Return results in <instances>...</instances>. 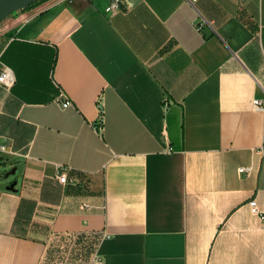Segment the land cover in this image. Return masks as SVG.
<instances>
[{"label": "crops", "instance_id": "crops-1", "mask_svg": "<svg viewBox=\"0 0 264 264\" xmlns=\"http://www.w3.org/2000/svg\"><path fill=\"white\" fill-rule=\"evenodd\" d=\"M122 1L47 0L0 23L15 76L0 142L16 153L0 165L23 160L19 191L0 192V264H264L249 206L264 212V0ZM22 200L36 207L14 227Z\"/></svg>", "mask_w": 264, "mask_h": 264}, {"label": "built area", "instance_id": "built-area-1", "mask_svg": "<svg viewBox=\"0 0 264 264\" xmlns=\"http://www.w3.org/2000/svg\"><path fill=\"white\" fill-rule=\"evenodd\" d=\"M110 5L106 8V11L108 13H114L118 12L121 10L123 1L122 0H110ZM15 83V76L13 71L6 66H3L0 69V85L5 87V88H10L14 85ZM60 104L62 108H68L71 105L70 100L62 95V100L60 101ZM253 107L256 110H261L264 111V99H255L253 101ZM259 152L264 154V147H261L259 149ZM0 155H16V153L12 152V150L6 145V143L0 142ZM4 162V158H0V163ZM72 168L68 166H58L57 173L55 175V179L63 186H66L69 183H74L75 178L70 177L69 174L71 173ZM245 171H250V169L246 168H241L239 172H245ZM250 210L252 215L254 216H263V210H261L257 204V201L255 199L250 200L249 202ZM82 208L84 211H88L91 206L89 204H83ZM90 264H103L102 258L95 252L93 254V257L91 258Z\"/></svg>", "mask_w": 264, "mask_h": 264}, {"label": "trees", "instance_id": "trees-1", "mask_svg": "<svg viewBox=\"0 0 264 264\" xmlns=\"http://www.w3.org/2000/svg\"><path fill=\"white\" fill-rule=\"evenodd\" d=\"M44 1H47V0H41L40 2H37L26 9H31L35 7L36 5H38L39 3L44 2ZM83 191L84 190H82V188H79L78 185H75V186L69 185L65 188V192H68V193H73V192L82 193ZM61 192L62 190H61L60 185H58L57 183L51 180H46L43 183L42 188H41L40 201L44 203H48V204H57L60 200ZM35 207H36V202L32 200H22L17 210L16 217L18 219L15 220L14 227L15 225L17 227V221L23 218L21 214H23L24 212L29 214V217L25 219L27 222H29L31 220L30 214L34 211ZM12 233H14L13 230H12ZM44 237H46V235Z\"/></svg>", "mask_w": 264, "mask_h": 264}, {"label": "rangeland", "instance_id": "rangeland-1", "mask_svg": "<svg viewBox=\"0 0 264 264\" xmlns=\"http://www.w3.org/2000/svg\"><path fill=\"white\" fill-rule=\"evenodd\" d=\"M22 162V159H17L5 165H0V192L19 191L22 183ZM13 170H15V173L11 174ZM12 185L14 188L10 189ZM57 255L61 257L60 251ZM65 258L68 260V256Z\"/></svg>", "mask_w": 264, "mask_h": 264}, {"label": "water", "instance_id": "water-1", "mask_svg": "<svg viewBox=\"0 0 264 264\" xmlns=\"http://www.w3.org/2000/svg\"><path fill=\"white\" fill-rule=\"evenodd\" d=\"M41 0H0V23L6 18L12 16L14 13L25 10L31 5L40 2ZM15 170L11 172L14 174ZM12 185L10 189H13Z\"/></svg>", "mask_w": 264, "mask_h": 264}]
</instances>
